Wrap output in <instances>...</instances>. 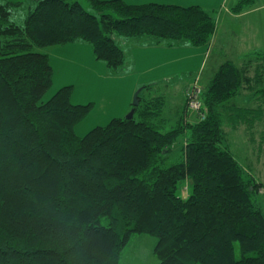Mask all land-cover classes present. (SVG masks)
Wrapping results in <instances>:
<instances>
[{
    "label": "trees",
    "instance_id": "1",
    "mask_svg": "<svg viewBox=\"0 0 264 264\" xmlns=\"http://www.w3.org/2000/svg\"><path fill=\"white\" fill-rule=\"evenodd\" d=\"M86 1L90 11L82 0L0 1V264H119L135 235L155 238L158 264H264L262 183L244 174L224 130L244 128L260 153L250 135L264 129V53L222 62L194 122L184 117L192 86L169 126L165 92L141 97L148 83L131 119L77 136L92 103L73 104L70 85L46 97L53 68L35 48L82 41L116 69V37L199 47L215 26L198 5ZM179 137L181 160L167 164Z\"/></svg>",
    "mask_w": 264,
    "mask_h": 264
},
{
    "label": "rangeland",
    "instance_id": "2",
    "mask_svg": "<svg viewBox=\"0 0 264 264\" xmlns=\"http://www.w3.org/2000/svg\"><path fill=\"white\" fill-rule=\"evenodd\" d=\"M196 1L204 5H209L210 3V0ZM212 1L217 3L214 6L215 9H222L219 7L221 0ZM231 1L232 0H223V2H221L223 3L222 5L224 7L228 6ZM81 3L86 8V10L90 11L89 4L86 0H82ZM139 40H146V38H141ZM147 43L148 41H146V44ZM241 43H243V41ZM240 44L239 47H236L237 49H243L245 47L250 48L251 46V44L250 46H247L246 43H243L240 47ZM118 45H121V43L119 42ZM60 46L37 48V50L35 48L34 51L43 52L44 50H49L50 52V50H53L54 48L53 54L49 56L53 65V81L46 97H49L51 94L55 93V91H57L59 88L70 85L72 87L71 102L73 104L92 103L90 111L81 121L76 124L74 128L75 134L77 136H83L92 128L107 124L112 118H125L132 107L134 93L145 84L144 79L147 76V67L146 64L143 63L142 56L135 57V64L137 66L135 70L131 69L128 71V65L126 64L120 68L110 69L109 67H105L103 63H101V65L100 62L96 60L95 61L99 62L100 65L90 63V60L86 56V50H75L74 52V49L70 50V47L61 49ZM236 51L238 50H231L230 52L227 50L231 57L235 56ZM219 54L220 53H216V55ZM261 54L259 53L260 60H262L261 58L263 57ZM159 56L160 54H158V58L163 60V56ZM219 58L221 61V57ZM211 61L212 57H210L208 60V64L210 66L207 67L204 76L202 75L203 73L196 74L192 80V83L189 82L185 88L192 86L190 89V91H192L194 86V89L196 90L197 88L198 92L202 91L203 87L208 84H206L205 81H207L212 76V72L209 70V68H215L217 66L215 62L210 64L209 62ZM158 62L159 60L157 59L156 65H158ZM137 64H139V66ZM254 64L255 63H253V66ZM182 66H185L184 62L182 63ZM163 70L165 69H162V71ZM185 77H189V75L186 73ZM175 82L176 81L174 78L168 79L166 77H161L150 82L153 84L152 87L149 89H143L141 91L142 99L152 95H162L165 92L166 105L163 111V117L168 120L169 126L175 124L176 113L178 115L183 107L182 103L184 98L181 92L182 86L179 81L176 84ZM238 102L241 104V101ZM188 103L190 102L188 101ZM188 107L189 110L185 108L184 117L189 122H194L199 117H202L201 113L198 112V108H200L199 101H197V109L192 104H188ZM198 113H200L201 116H199ZM261 127L262 125L258 127L259 129L256 128V131H253V135H250L251 137L255 138V144H262L260 147L261 151L258 154L252 152L251 146L253 145L249 146L247 144L249 141L247 140L248 136L245 134L246 130L244 128L242 129L241 127L239 130L234 131L231 130V127L228 125H224V130L228 135L230 150L242 165L244 174L250 177L253 176V178H256L262 183L259 190H257V192H259L257 195L260 196L259 202L261 205H263L262 209L264 210V140H261L262 138L264 139V129H262L261 134V131H259ZM182 145L183 138L179 137L171 146V153L167 164L177 163L181 160ZM189 188H191L190 185L185 184L182 192H186V190H189ZM154 245L155 238L146 235H135L122 249L118 256V263L158 264V260L153 254Z\"/></svg>",
    "mask_w": 264,
    "mask_h": 264
},
{
    "label": "crops",
    "instance_id": "3",
    "mask_svg": "<svg viewBox=\"0 0 264 264\" xmlns=\"http://www.w3.org/2000/svg\"><path fill=\"white\" fill-rule=\"evenodd\" d=\"M123 1L130 4L155 2L161 4H175L180 6L198 5L207 11H213V15H215L213 16L215 25L214 32L209 40V43L199 47L191 46L186 41L174 43L171 41L158 40L156 38L147 36L137 38L116 37L117 43H121V45L118 46L124 53L123 65H128V71L131 69L135 70L137 68L135 64V57L142 56L143 63L146 64L147 67V76L144 79L145 84H150L152 80H156L161 77H166L168 79L174 78L176 81L175 84L178 81L180 82L182 86V96L184 97L183 93L185 91V87L189 82L192 83L194 76L200 73H203L202 75L204 76L207 67L210 66L208 64L210 57H212V61L209 63L212 64L215 62V64H217L215 68H209L213 76L217 67L226 60L234 61L240 66L244 60L248 58V55L250 56L253 53H264V0H253L251 5L244 7V9L239 12L231 11L232 7H234L239 0H232L228 6L224 7L222 5L223 0H221L222 2L220 1L219 7L222 9L219 10L214 8L217 3L212 0H210L209 5L200 4L196 0ZM141 38H146V40H139ZM146 41H148L147 44ZM242 41L243 43H246L247 46H250L251 44L252 47L250 46V48L245 47L243 49H237L236 47H239V44ZM243 43L240 44V47ZM65 47H70V50L74 49V52L75 50H86V56L90 60V63L98 65L103 63L102 61H99L100 64L99 62H96L98 60L94 58L89 44L85 42L79 41L60 46L61 49H65ZM227 50L229 52L231 50L238 51L235 52V56L231 57ZM53 52L54 48L53 50H50V52L49 50L43 51V53L47 54L48 58L53 54ZM216 53L220 54L216 55ZM158 54L163 56V60L158 58ZM219 57H221V61ZM157 59L159 60L158 65H156ZM49 61L53 68L50 58ZM183 62L185 63V66H182ZM103 65H105V63H103ZM137 65L139 66V64ZM105 67L107 66L105 65ZM162 69L165 70L162 71ZM186 73L189 75V77H185ZM212 76L207 81H205L206 84L209 82Z\"/></svg>",
    "mask_w": 264,
    "mask_h": 264
},
{
    "label": "water",
    "instance_id": "4",
    "mask_svg": "<svg viewBox=\"0 0 264 264\" xmlns=\"http://www.w3.org/2000/svg\"><path fill=\"white\" fill-rule=\"evenodd\" d=\"M140 91H141V88L136 90V92L134 93L133 99H132V108L130 109L128 114L125 116L126 119L132 118L133 113H134V108L139 104L138 95H139Z\"/></svg>",
    "mask_w": 264,
    "mask_h": 264
},
{
    "label": "built area",
    "instance_id": "5",
    "mask_svg": "<svg viewBox=\"0 0 264 264\" xmlns=\"http://www.w3.org/2000/svg\"><path fill=\"white\" fill-rule=\"evenodd\" d=\"M195 88V87H194ZM193 88V90L190 92V100H189V104H192L194 107H196L197 109V101H196V97L198 95V90L196 88V90Z\"/></svg>",
    "mask_w": 264,
    "mask_h": 264
}]
</instances>
